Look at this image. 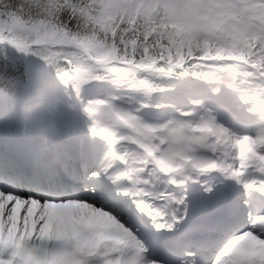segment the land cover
<instances>
[{"label": "snow or ice", "instance_id": "snow-or-ice-1", "mask_svg": "<svg viewBox=\"0 0 264 264\" xmlns=\"http://www.w3.org/2000/svg\"><path fill=\"white\" fill-rule=\"evenodd\" d=\"M0 264H264V0H0Z\"/></svg>", "mask_w": 264, "mask_h": 264}]
</instances>
